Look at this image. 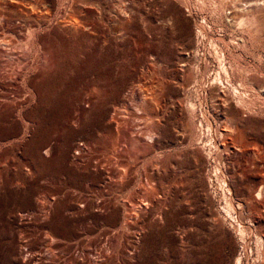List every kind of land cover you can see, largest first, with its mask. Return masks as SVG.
Segmentation results:
<instances>
[{"label": "rangeland", "instance_id": "374dc122", "mask_svg": "<svg viewBox=\"0 0 264 264\" xmlns=\"http://www.w3.org/2000/svg\"><path fill=\"white\" fill-rule=\"evenodd\" d=\"M262 4L0 0V264H264Z\"/></svg>", "mask_w": 264, "mask_h": 264}, {"label": "bare ground", "instance_id": "6f19581e", "mask_svg": "<svg viewBox=\"0 0 264 264\" xmlns=\"http://www.w3.org/2000/svg\"><path fill=\"white\" fill-rule=\"evenodd\" d=\"M228 1V0H227ZM260 1V0H259ZM236 2V1H235ZM186 3V2H185ZM204 3V2H203ZM213 3V2H212ZM228 3V2H227ZM231 3V2H230ZM229 3V4H230ZM255 3V2H254ZM187 4H188V2H187ZM247 4V3H246ZM256 4V3H255ZM183 5H184V3H183ZM186 5V4H185ZM189 5V4H188ZM262 5H264V4H262ZM222 6V5H221ZM261 6V5H260ZM189 7V6H188ZM248 7V6H247ZM190 8V7H189ZM258 8V7H257ZM252 9V8H251ZM188 10V9H187ZM225 10V9H224ZM189 11V10H188ZM235 11V10H234ZM233 11V12H234ZM241 11V10H240ZM221 12V11H220ZM223 12V11H222ZM246 12V11H245ZM191 13V12H190ZM228 15V14H227ZM238 16V15H237ZM172 18V17H171ZM236 18V17H235ZM163 21V20H162ZM231 23V22H230ZM233 24V23H232ZM248 31V30H247ZM252 32V31H251ZM249 36V35H248ZM254 36V35H253ZM229 53V52H228ZM229 57V56H228ZM232 58V57H231ZM230 58V59H231ZM259 58V57H258ZM229 61V60H228ZM222 62V61H221ZM243 68V67H242ZM260 68V67H259ZM259 68H257L258 70H259ZM206 69V68H205ZM204 69V70H205ZM221 69H222V72L224 73V74H226L225 72L227 71L226 70V67H224V65H221ZM229 70V69H228ZM239 71V70H238ZM257 71V70H256ZM260 71V70H259ZM204 73H205V71H203ZM242 72V71H241ZM261 72V71H260ZM204 73H203V75H204ZM231 73H234V72H231ZM219 74V73H218ZM230 74V73H229ZM262 74H263V72H262ZM261 74V75H262ZM208 76V75H207ZM226 76V75H225ZM204 77V76H203ZM224 77V76H223ZM201 78H202V76H201ZM216 78V77H215ZM218 78H219V76H218ZM200 79V78H199ZM206 79V78H205ZM235 79V78H234ZM242 79V78H241ZM218 80V79H217ZM205 81V80H204ZM228 81H230V80H228ZM227 81V82H228ZM202 82V81H201ZM215 82H216V80H215ZM203 83V82H202ZM220 83V82H219ZM222 83V82H221ZM204 84V83H203ZM216 84H218V83H216ZM205 85V84H204ZM203 86V85H202ZM206 86V85H205ZM204 86V87H205ZM201 87V86H200ZM202 89V88H201ZM211 90V89H210ZM231 94V93H230ZM204 95V94H203ZM201 96H202V92H201ZM204 97V96H203ZM202 98V97H201ZM204 99V98H203ZM207 100V99H206ZM240 101H242V99L240 100ZM203 102V101H202ZM241 103V102H240ZM206 104V103H205ZM242 104V103H241ZM243 105H244V103H243ZM243 105H241V106H243ZM193 106V105H192ZM196 107V106H195ZM194 108V107H193ZM193 110V109H192ZM196 110V109H195ZM194 113V112H193ZM115 119V118H114ZM118 126V125H117ZM154 131V130H153ZM149 133H151V132H149ZM152 136V135H151ZM199 137V136H198ZM196 138V137H195ZM151 139V138H150ZM196 139H198V138H196ZM155 143V142H154ZM207 144V143H206ZM217 147V146H216ZM80 151V150H79ZM49 152V151H48ZM160 161V160H159ZM113 170V169H112ZM122 171V170H121ZM129 171V170H128ZM121 173V172H120ZM124 173H127L126 171L124 172ZM216 174V173H215ZM124 175V174H123ZM128 175V174H127ZM125 176H126V174H125ZM125 178V177H124ZM153 189V188H152ZM231 213V212H230ZM231 217H232V215H231ZM243 231V230H242Z\"/></svg>", "mask_w": 264, "mask_h": 264}]
</instances>
